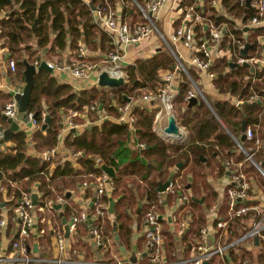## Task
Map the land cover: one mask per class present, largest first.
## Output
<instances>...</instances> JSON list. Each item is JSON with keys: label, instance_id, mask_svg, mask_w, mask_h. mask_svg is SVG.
<instances>
[{"label": "trees", "instance_id": "1", "mask_svg": "<svg viewBox=\"0 0 264 264\" xmlns=\"http://www.w3.org/2000/svg\"><path fill=\"white\" fill-rule=\"evenodd\" d=\"M223 5L231 9L235 16L244 22L248 17L245 8L240 7L235 0H223ZM14 4L18 8H14ZM0 26L2 39L1 47L6 49L9 58L15 61V68L24 78L23 69L26 60L33 64L41 61L42 54H61L66 49L74 51L77 55L79 46H85L87 53L97 52V55L89 54L90 59L98 60L110 51L111 46L105 33L98 31L92 20L89 6L79 0H0ZM229 24L231 32L238 38L241 30L234 28V22L221 17ZM37 21L35 27L34 21ZM218 20V19H217ZM248 41L253 43L251 36ZM254 46L250 48V52ZM175 61L166 49H161L149 57H135L133 63L126 67L129 82L125 89L117 92H104L95 86H89L82 90H74L68 83L57 82L51 72L41 68L34 75V86L26 112L37 113L38 126L33 130L30 141L31 147L37 152L30 155L26 151L25 131L18 129L11 138L12 145L4 148L0 145V176L6 175L17 180V188L6 184L7 194H12L17 202L21 191L28 192L33 182H38L37 190L41 196L50 202H54L57 196L64 195L73 184L80 182V175L99 173L101 168L97 160L106 163L115 169L116 176L112 195L107 199L114 200V212L112 219H105L103 231L105 236L112 239L114 250L120 255L119 245L128 252H134L132 248L133 224L141 225V219L145 211L152 204H157L158 211L163 205H158L159 193L156 187L159 182H164L168 177H177L182 174L179 182L185 187L191 183L189 195L200 198L204 197L203 203H198L190 198L191 208H196L197 213L191 222V227L181 239L187 242L190 233L197 234L200 227L206 224L204 212L218 201L219 193L208 180V168L210 160L221 158L217 169V175H226L227 171L223 164L225 159L242 161V169L260 187L264 185V179L254 165L244 160L234 138L239 139L242 130L241 124L245 120L247 126L253 128L257 125V135L263 140V147L255 155V160L263 162L264 152V67L254 68L238 65L230 67L225 56L215 59L210 70L216 73L215 87L222 95L229 97L215 101H209L212 110L200 99L195 105L186 108L184 97L189 89V82L183 79L176 93L173 109L180 123L188 131L190 140L184 144H174L165 141L153 130V118L158 111L156 107L157 96L161 80L160 70H173ZM190 74L194 77V73ZM245 75L249 78L244 79ZM142 96L144 92H151L153 99L149 101L150 107H137L133 110L136 119L133 122V130L124 122H118L104 117L100 119L102 110L108 116L115 119L118 117L116 104H124L126 97ZM253 96H257L253 99ZM10 97V95H9ZM11 98V97H10ZM242 102L238 107L237 103ZM4 104V103H3ZM2 104V105H3ZM102 104L101 109H98ZM1 105V106H2ZM94 108H91V107ZM69 110L86 113L92 121L79 133L67 130L63 138V147L72 155L76 152L83 153L77 158L80 168H75L70 160H64L51 168L52 162L42 159L38 153L56 146L59 141V131L63 126L64 116ZM46 114L50 116L49 125L42 129L43 119ZM95 115L94 117H91ZM80 117L74 118L73 122H81ZM0 121H5L0 116ZM144 143L143 148L134 145ZM247 142L244 141L243 145ZM16 150V151H15ZM215 154V156H214ZM200 155L208 156L203 162ZM182 166L174 174L170 175L169 168L178 163ZM71 177V178H70ZM189 177H191L189 181ZM5 184V183H4ZM171 198H179L178 190L174 194L165 197V204ZM138 201L142 202V209L136 214ZM225 199L222 200L224 202ZM224 206L222 205V208ZM55 220L62 229V224L56 210ZM70 208L64 207L63 212L68 216ZM92 211V208L89 209ZM160 212V211H159ZM161 213V212H160ZM249 212L244 220L251 219ZM236 219L231 223L232 233L228 234V240L235 238L243 232L242 224L248 228L247 222ZM116 223L118 241L114 238L112 222ZM168 223V220H163ZM99 224L98 220L88 226L85 222L79 224L74 233L72 247L85 257L94 255V251H102L101 259L109 258V250L102 243L95 244L90 238L92 228ZM163 233L166 239L163 243L167 261L178 260L176 256L177 235L164 227ZM144 238V237H143ZM145 241V240H144ZM138 240V248H141ZM258 252L257 260L264 258V243ZM188 246H183V253H187ZM228 250L230 258L235 262H241L245 255L253 257L251 251L243 246ZM145 249H140V259H148ZM129 258V257H128ZM227 259L225 258V261Z\"/></svg>", "mask_w": 264, "mask_h": 264}, {"label": "built area", "instance_id": "2", "mask_svg": "<svg viewBox=\"0 0 264 264\" xmlns=\"http://www.w3.org/2000/svg\"><path fill=\"white\" fill-rule=\"evenodd\" d=\"M79 1L89 6L95 28L105 33L108 38L111 49L106 54L105 61L109 64L97 67L93 62L85 58V47L79 46L76 58L70 63L44 61L50 72H66L73 78L83 79L95 71L99 73L105 70L109 75H123L125 79H128L126 69H122L121 65L122 54L120 51L122 47L139 45L149 35L158 32L165 41L167 40L173 44L180 43L192 53L187 61H182L181 56L171 50L176 59L175 67L173 70L166 72L160 79L161 84L158 89L160 103L167 113L170 114L174 99L171 83L176 71H183L188 78L189 89L184 97V101L187 103L190 97H198V95L206 102L197 83L191 78L188 67L194 66L206 71L214 86L216 73L211 71L210 68L215 59L219 57L225 56L229 64L232 62L242 65V63L247 62L249 63V67L254 68L256 65L260 67L262 58H259L258 55L264 51V0H249L248 7H246V0H235L240 7L245 8L244 12H248L249 14L245 22L240 19V22L235 23V20H233L234 28L241 30L240 38L231 32L227 22L219 19L221 17L226 18L223 15L225 11L235 16L231 9L229 10L223 5V0H186L182 6L179 3L181 6H179V9L181 8L179 24L166 38L158 30L154 17L164 5L168 4L169 1L173 3L175 0H117L120 6H124L129 2L139 13L140 19L133 23L121 20L108 0H100L96 4L92 0ZM219 7H222L225 11H219ZM14 8H18V5L14 4ZM245 27H248L247 31L243 30ZM246 32L248 36L249 33L254 36L253 43H251L254 49L251 51L253 53H251L249 48L247 55L242 56L240 50L245 46L246 42H249ZM1 43L2 39L0 37V47ZM41 62L35 60L33 64L37 67ZM8 67L12 71L16 70L15 61L12 58H8ZM247 78H249V75L244 76V79ZM14 92L20 93L21 89H17ZM128 97L130 100L124 104H115L119 113L116 120L127 123L130 129L133 130V122L136 119L133 110H136L137 107H147L146 105H139L140 100L151 101L153 97L151 94L136 97L134 91L133 96ZM252 98L256 99L257 96H253ZM91 108L94 107L92 106ZM0 111L9 118L19 120L18 105L13 96L3 106H0ZM212 112L214 113L213 110ZM33 114L32 111L25 112L24 117L33 126H38ZM72 115L73 112L63 122V130H69L76 126L72 120ZM104 117H108V115L102 110L100 119ZM20 119L23 120V117H20ZM243 133L245 134L244 141L247 142L246 145H243L244 141H240L237 138L234 139L244 155V160L250 161L264 179V165L262 162L255 160L256 153L263 147V140L257 135L255 128L252 126H246ZM60 135L59 133L58 137ZM2 137L3 129H0V139ZM137 147L143 148L144 143H138ZM56 152L57 146H53L42 151L40 156L42 159L53 163ZM79 155H81L80 152L74 154V156ZM262 160L264 162V152ZM242 163V161H234L232 159H225L223 161L225 169L228 170L227 181L224 184L223 190L225 212L223 216L219 217V205L212 206L206 215V222L213 220L215 226L212 233H216L219 236L231 234L233 230L231 223L235 222L236 219L244 220L249 212H252V224L248 228H243V232L230 241L209 247L200 243L208 234V226L206 224L201 226L197 234L190 233L188 235V242L191 246V257L188 260L181 261L183 264H203L204 261L210 264V261L215 256H220L224 260L225 252L236 248L242 242L252 241L255 237L264 239V188L263 190H258L253 185L251 177L242 169ZM101 164L100 160H97L98 167ZM171 169L172 174H174L178 167L174 165ZM88 176L90 179H85L81 183V186L84 188L90 187L94 192L93 197L95 199L91 206L92 211H88L84 207L79 211L73 212L70 218L66 219L65 223L68 226L69 234L76 230L80 222L87 221L88 218L91 219V225L95 220H98L99 224L92 228V239L95 244L102 243L109 250L110 257L92 262L91 264H141L136 260H130L127 256L121 258L116 252H112V239L105 236L103 231V223L109 217L107 211L109 202L107 199L113 192V178L102 169L101 172L90 173ZM181 177L182 174L174 178L170 176L168 186L163 192H158V205L165 206V197L168 194H174L176 190L179 193V203L183 205L190 204L191 197L185 193L186 188L179 182ZM17 183V180L11 179L4 174L0 176V202H4L5 205L6 200L13 202L15 197L12 194H7L6 184L12 187ZM1 196H4L5 201H1ZM37 201L36 204H33L30 192L21 191V196L17 199L16 203L12 204L8 212H2L5 205L0 206V264L81 263L77 258L80 253L67 242V237L64 234V224L62 225V229L51 227V235L57 254L50 259L33 255L34 251L32 248H34V245L38 244L41 237L50 234V230L44 225L48 221L46 212L51 210L53 204L63 202L64 198L62 195H59L54 202H50L43 198L40 193L37 196ZM156 205L155 203L150 205L141 219V233L145 240L146 252L148 253L147 264H169L166 260L163 247L166 235L162 232V221L167 219L171 227L175 228V234L177 236L183 235L191 227L194 214L192 211L187 214H181L179 210L164 214L158 211ZM245 263L246 261H243V264Z\"/></svg>", "mask_w": 264, "mask_h": 264}, {"label": "crops", "instance_id": "3", "mask_svg": "<svg viewBox=\"0 0 264 264\" xmlns=\"http://www.w3.org/2000/svg\"><path fill=\"white\" fill-rule=\"evenodd\" d=\"M99 1L100 0H92V2L95 4L98 3ZM108 1L114 7L116 13L118 14V16L121 20L126 21L128 23H133V22L140 19L139 13H137L136 9L129 2L126 3L124 6H120L118 4L117 0H108ZM185 1L186 0H175V2H173V3L169 1V3L164 5L158 11V13L155 15L154 20H155L156 26H157L158 30L160 31V33L162 35H164L165 38L179 24V15L181 13V8L179 9V6L180 5L182 6L185 3ZM219 1H222V0H219ZM179 3H180V5H179ZM219 11H225V10L222 9V7H219ZM1 15H2V13H0V17H1ZM223 15L226 16V18L231 19L232 21L235 20V23L240 22V19H241L240 17H238V16L236 17V16H234V15H232L226 11ZM253 35H254V33H253ZM247 36H248V33H247ZM249 36H251V39L253 41L254 36H252L251 33H249ZM1 49H2V47H0V50ZM161 49L168 50L169 53L174 58V61L176 59L173 56V53L171 50H173L176 54L180 55L182 61H187V59H189L191 57V54H192L190 52V50L184 48L180 43L173 44V43L168 42L167 40L165 41L163 38H161L159 33L156 32L154 34L149 35V37L146 40H144L142 43H140L139 45H129L126 47H122V49L120 51V53L122 54V59H121L122 69H126V67L129 64L133 63V60L135 59V57H139V56L149 57L150 55H152L153 53H155L157 51H160ZM4 50H6V49H4ZM6 52H7V50H6ZM85 53H86L85 58L88 60H90V58H88L89 54L97 55L96 54L97 52L87 53L86 47H85ZM251 53H253V52H251ZM258 57L262 58L260 67H264V51L259 53ZM8 58H9L8 52H7V57L3 58L1 51H0V106L3 103L5 104L10 99V97L12 96L11 92L16 91L17 89L22 90V87L24 86V83H25L24 78L21 77V74L19 73L18 70L12 71L8 67ZM75 58H76V54L74 53V51H72L70 49L64 50L63 52H61V54H50L49 53V54H42L41 55V61L60 62V63H64V64L70 63ZM90 61L93 62L97 67L105 66L107 63L105 61L104 56L95 61V62H98L100 64L95 63L94 61H92V59ZM250 68H252V67H250ZM168 71H171V70H160L158 73L159 78L161 79V77ZM188 71H189V74L191 71L195 74L194 77H192V75L190 74L191 78L197 83L199 89L201 90V93L203 94V96L206 100V102H205L204 99L200 95H198V97H197L198 102L200 99H202L207 104V106L212 110V107L210 106L209 101H215V100L223 99L224 97H226V98L229 97V94H226L224 96V95L218 93L213 82L210 80V78L206 74V71L198 69L194 66L188 67ZM51 74L56 79L57 82L68 83L72 86V88L74 90H77V91L82 90V89L89 87V86H95L98 90H100L99 86L97 85L98 73L96 71L91 73L87 78H83V79L73 78V77H71V75H69L66 72L51 71ZM183 79L188 80L186 74L183 71H176L175 77L171 83L172 92L174 95V97H173L174 99L172 101L173 105H174V101L176 99V93L178 91L179 84ZM104 92H108V91L104 90ZM144 94H151L152 97L155 96L151 92H144L143 95ZM9 95H10V97H9ZM230 100H232V98H230ZM148 102L149 101L140 100L139 105H143V106L146 105L147 107H150ZM184 103H185V107H186L188 102L186 103L184 101ZM115 104H116V101L112 100V105H115ZM155 105L158 108L157 113L160 112L158 115H157V113L155 114V116L153 118V122H152L153 123V125H152L153 130L155 131V133L158 136H160L162 139H164L165 141H168L170 143L186 145L190 140V136H189L188 131L180 123L179 119L176 117L174 109L172 108L171 113L174 114L176 121H177V124L180 127V135L179 136H181V138H184L182 140H178V139L169 140L165 136L164 127L166 125V118H167L168 113L162 107V105L160 103L159 94L157 96V102ZM186 108H188V107H186ZM71 112H73L72 120H74V118H77V117H80L81 119H83L81 122H75L76 126L74 127L75 128L74 132H76V133H79L84 127H86L87 125H89L92 122L90 120L89 116L88 115L86 116L85 112L80 113V112H76V111H72V110H69L67 112V114L64 116L63 122H65L67 120V118ZM2 115L3 114L0 111L1 118H2ZM94 116L95 115H92L91 117H94ZM108 117L111 120L117 121L112 116H108ZM4 121H5L4 123H2L0 121V129H4V128L8 127L7 121L6 120H4ZM16 121L19 124V129H22L23 131H25V134H26L25 142H26V146H27V148H26L27 153L30 155H36L37 152L31 147L32 143L30 141V137H31L33 130H35V128L37 126H33L30 121L25 122L21 119L16 120ZM254 128L256 130L258 128V126L256 125ZM67 132H68L67 130H63L62 128L59 131V133L61 135L59 137L58 144L56 145L57 146L56 157L54 159V162L52 163L51 168L55 167L57 164L63 162L64 160H70L75 168H80V165L77 161V158H79L82 155L74 156L70 152H68V150H66L63 147V138ZM256 133H257V130H256ZM0 145L2 148H4L7 145L11 146L12 142L9 140L8 142H5V143L0 144ZM134 147L138 148L137 144L134 145ZM40 153H38L39 156H40ZM81 154H83V153H81ZM214 156H215V154H214ZM203 157L205 159L203 162H205L209 159L208 156L203 155ZM210 161H212V164H211V167H209L207 170L208 171L207 172L208 173V180L212 183V185L214 186V188L217 190V192L220 195V198H218V201H216L212 206L219 205L218 211H219V217H221L224 215V212H225V204H224V202H222V200L224 199L223 190H224V184L227 181L226 176H228V173L226 175H217V169H218L219 163H221V161H222L221 158H218L215 160H210ZM178 168H180V167H178ZM169 171H170V175H172L173 172H172L171 168H169ZM88 175L89 174L80 175V177H82V180L80 182L73 184V186L71 188H69V189H67V191H65V193L63 195L64 201L59 203V204H61V207L59 210H56V214L58 216H59L60 211L63 212V209L65 206L70 208L68 216L64 215L66 217V219H69L73 212L79 211L84 207H86V209H88V211H89V209L91 208L89 206V203L93 198L94 192L90 187L84 188L81 186V183L85 179H90V177ZM168 178H170V177H168ZM190 179H191V177H189V181H190ZM251 180H252L253 185L256 186L258 188V190H263V188H264L263 185L260 187L259 183H255L254 178H251ZM189 184H191V183L189 182ZM18 185H19V183L15 184V186H12V187L17 188ZM37 186H38L37 182H33L31 188L28 190V192H30V195L32 192H36L37 196H38V194L40 195V192L37 190ZM189 189H190V187L185 190V193L187 195H189V193H188ZM67 192L70 193L69 197L65 196V194ZM189 196L191 197V195H189ZM201 197H203V196H201ZM1 201H5L4 196H1ZM5 202H6V205L2 209L3 213L8 212L12 206V202H10L8 200H6ZM181 204L182 203H179V199L171 198V200L169 202H166V205L163 206V208L160 209L159 211L161 213H164V214H168L169 212L177 211V210H179V212L181 214H187V213H190V211H192L193 214L196 215V213H197L196 208H191L190 204L189 205H185V204L181 205ZM222 205L224 206L223 208H222ZM211 207H210V209H211ZM52 208H53V206H52ZM210 209H207L204 212V214L207 215L209 213ZM63 214H64V212H63ZM46 215L48 216V219H47L48 221L45 222L44 225L48 228V230H50V234H46L39 239L38 244L36 245V251L33 252V255L37 256V257L50 259V258H53L55 256V254H57V250L54 247L53 238L51 235V227H55V228L60 229V226L54 218L55 213L53 212V210L46 212ZM108 216L109 217L107 219L111 220L112 217H111L110 213H108ZM59 219L61 221L60 216H59ZM245 221L246 220H244V222ZM84 222L88 226H90L87 221L80 222L79 224L84 223ZM246 222H247V225L252 224L251 219H249V221L247 220ZM61 224L63 225L62 222H61ZM79 224H78V226H79ZM206 225L208 226V234L200 241L201 245H204L206 247H209L211 245L215 246L219 243L221 244V243L228 240V237H229L228 235L219 236L216 233H212V230L214 229V226H215L213 223V220H209L208 222H206ZM78 226H77V228H78ZM164 227L168 228L171 233H173V234L175 233V228L171 227L169 222L164 223L163 228ZM244 227H246V226L244 224H242V229ZM77 228H76V230H77ZM133 230H134V232L132 235V241H133L132 248L135 249V251L133 252L136 256L135 260L140 262L141 264H147L148 259H144V258L140 259V249H145V241H144V238H143L142 233H141V225H137V223H134L133 224ZM75 231L71 232L69 234V236L67 237V242L71 247H72V244L74 241ZM237 236H239V235H237ZM176 237H178L177 241H176V254H177L176 256L178 257V260H175L172 262L167 261V262H169V264H183L181 261L188 260L191 257V250H190L191 246L188 242L189 237L187 239V242L183 241L181 239V234L176 236ZM90 238L92 239L91 236H90ZM139 239L140 240L142 239V241H143L142 243H140L141 248H138V246H137L138 245L137 241ZM93 243H94V241H93ZM263 243H264V239L259 238L257 240V242L255 240L245 241V242H242L240 245H238L236 248H234L233 249L234 251H238L237 248L239 246H243L247 250L251 251L253 257H249V256L245 255L241 262L233 261L230 258L229 253H228V256H225V258L227 259L226 261H225V259L223 260L220 256H215L210 261V264H243V261H246L245 264H264V258L262 261L259 259L257 260L258 252L263 247L262 246ZM185 245L189 247L187 253H183V251H184L183 246H185ZM33 249L34 248H32V250ZM111 250H112V252H116L114 250L113 241H111ZM116 253L121 258L126 257L122 252H121V254H123V255H120L118 252H116ZM128 253L131 254L132 252H128ZM143 254L145 255L146 251H144ZM77 258L81 262V263H77V264H91L92 262L101 260V258H104V257H103L102 251H100V252L94 251V255H92L88 258L85 257V254L83 252H80V254Z\"/></svg>", "mask_w": 264, "mask_h": 264}, {"label": "water", "instance_id": "4", "mask_svg": "<svg viewBox=\"0 0 264 264\" xmlns=\"http://www.w3.org/2000/svg\"><path fill=\"white\" fill-rule=\"evenodd\" d=\"M10 1H12V0H10ZM248 6H249V0H246V7H248ZM36 22L37 21L35 20L32 27H35ZM243 30L247 31L248 27H245ZM251 47H252V44L249 42H246L245 46L240 50L241 55L246 56L247 50ZM23 63H24L23 75H24V80H25L24 86L22 87V90L20 93L11 92V95L14 97V99L17 102L19 119H20V117H23V121L26 122L27 119L24 117V115H25V112L27 111L28 104H29L30 97H31V91H32V88L34 86V75L41 68H46L49 71H50V69L47 67V65L44 61H42L37 67H35L34 64L28 63L26 60H24ZM242 65L249 67V63H247V62L242 63ZM229 66L230 67H236V66H238V64L231 62L229 64ZM97 85L99 86L101 91L105 90L108 92H117V91H121V90L126 88V86L128 85V79H125L123 75H120V76L109 75L107 71L102 70L98 73ZM129 100H130V98L126 97V101H129ZM197 102H198L197 97L192 96L188 99V103H187L186 107H191V106L195 105ZM237 105H238V107H241L242 102H238ZM101 107H102V104H99L98 109H101ZM36 116H37V113H34L33 117L36 118ZM2 118L7 121L8 127L3 129V137L0 139V144H3L5 142H8L9 140H11L14 133L19 129V124L16 120L7 117L4 114L2 115ZM49 122H50V116L48 114H46L44 123L42 125V129H45L49 125ZM246 126H247L246 121L243 120L242 124H241L242 133L239 137L240 141L245 140V134L243 133V131L245 130ZM71 130L74 132L75 128H72ZM164 132L166 134H169V135H171V134H174L176 136L180 135V127L177 124V121H176L174 114H172V113L167 115L166 125L164 127ZM81 155H83V154H81ZM200 159L202 161L205 160L203 155H200ZM262 164L264 165V162H262ZM181 166H182L181 162L177 164V167H181ZM100 168L104 172H106L108 175H110L112 178H114L116 176L115 170L112 166H109L106 163H102L100 165ZM169 181H170V178H168L164 182H159L157 187H156V191L157 192H163L165 190V188L168 186ZM189 187H190V184L188 183L185 186V188L187 189ZM69 195H70L69 192H67L65 194L66 197H69ZM94 199L95 198L93 197L92 200L90 201V203H89L90 207L92 206ZM191 199H193L194 201H196L198 203H202L204 198L203 197L197 198L195 196H191ZM31 200H32L33 204H36L38 202L36 192L31 193ZM114 202H115L114 200L109 201L107 211L110 214H112L114 212ZM4 205H5L4 202H0V206H4ZM52 206L55 210H59L61 207V204L57 203V204H53ZM141 209H142V202L138 201L137 207H136V214H139L141 212ZM59 216L61 218V222L64 224V234L66 237H68L69 236L68 226H67V224H65L66 223V217L64 216L63 212H61V211L59 212ZM87 222L91 227V219L90 218L87 219ZM112 225H113L114 238L116 241H118V235L116 232L115 221L112 222ZM91 237H93V234H91ZM254 240L257 242L258 238L255 237ZM119 250L125 256L129 257L130 260L136 259L135 254L133 252L131 254H129L124 249V247L122 245H119ZM33 251L34 252L36 251V245H34ZM225 256H228L227 251L225 252ZM203 264H208V262L204 261Z\"/></svg>", "mask_w": 264, "mask_h": 264}, {"label": "bare ground", "instance_id": "5", "mask_svg": "<svg viewBox=\"0 0 264 264\" xmlns=\"http://www.w3.org/2000/svg\"><path fill=\"white\" fill-rule=\"evenodd\" d=\"M159 117H160V116H159ZM165 136H166L167 139H169V140H173V139L182 140V139H184V138L178 137V136H176V135H174V134L169 135V134H166V133H165Z\"/></svg>", "mask_w": 264, "mask_h": 264}, {"label": "rangeland", "instance_id": "6", "mask_svg": "<svg viewBox=\"0 0 264 264\" xmlns=\"http://www.w3.org/2000/svg\"><path fill=\"white\" fill-rule=\"evenodd\" d=\"M1 51V54H2V56H3V58H6L7 57V52H6V50H4L3 48L0 50ZM91 60V59H90ZM92 61H96V60H92ZM95 63H97V64H100V63H98V62H95ZM107 64V63H106ZM212 160V159H211ZM212 164V161H210V165Z\"/></svg>", "mask_w": 264, "mask_h": 264}]
</instances>
